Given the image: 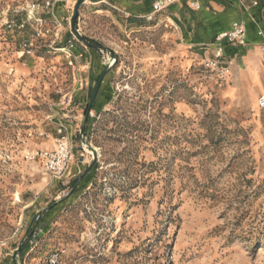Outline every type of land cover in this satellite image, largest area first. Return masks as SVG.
I'll use <instances>...</instances> for the list:
<instances>
[{
  "label": "rangeland",
  "instance_id": "rangeland-1",
  "mask_svg": "<svg viewBox=\"0 0 264 264\" xmlns=\"http://www.w3.org/2000/svg\"><path fill=\"white\" fill-rule=\"evenodd\" d=\"M76 1L57 23L45 0H0V264H264L257 99L225 93L231 70L218 80L166 7L84 0L74 18ZM54 116L73 154L58 179L31 157Z\"/></svg>",
  "mask_w": 264,
  "mask_h": 264
},
{
  "label": "crops",
  "instance_id": "crops-1",
  "mask_svg": "<svg viewBox=\"0 0 264 264\" xmlns=\"http://www.w3.org/2000/svg\"><path fill=\"white\" fill-rule=\"evenodd\" d=\"M153 1L123 0L121 8L126 15L144 19L149 14L157 13H153ZM193 1L198 3V8L190 6ZM89 2L93 5L106 3L112 8H117L119 4L116 0ZM162 11L169 14L165 17L172 19L190 45L200 48L204 46L208 51L213 47L214 37L228 30L233 21L241 20L244 23L245 44L224 45L225 58L232 62L231 85L225 93L245 95L249 104L256 107V99L258 101L264 95V0H175ZM53 118L55 126L68 124L61 117ZM55 139L52 137V140L42 142L40 146L48 150Z\"/></svg>",
  "mask_w": 264,
  "mask_h": 264
},
{
  "label": "built area",
  "instance_id": "built-area-1",
  "mask_svg": "<svg viewBox=\"0 0 264 264\" xmlns=\"http://www.w3.org/2000/svg\"><path fill=\"white\" fill-rule=\"evenodd\" d=\"M66 0H45V8L51 9L50 16L53 21L58 23L57 16L52 9L55 5ZM175 0H154L152 3L153 13L161 11ZM192 8H198L197 2H191ZM45 20L38 18L35 20V33L38 35L43 31ZM246 40V27L241 20H235L231 23L228 30L220 32L214 37L213 47L211 49L212 58L205 59V66L214 71L218 80H225L230 74L232 62L225 58L224 45L242 46ZM258 106L264 109V95L258 98ZM57 134L53 148L48 150H36L32 154V158H37L43 163L44 169L52 178H61L64 176L72 161L71 136L68 127L65 124H57Z\"/></svg>",
  "mask_w": 264,
  "mask_h": 264
},
{
  "label": "water",
  "instance_id": "water-1",
  "mask_svg": "<svg viewBox=\"0 0 264 264\" xmlns=\"http://www.w3.org/2000/svg\"><path fill=\"white\" fill-rule=\"evenodd\" d=\"M83 2H84V0H77L76 1L74 18L76 17V15L78 13V9H79V7H81V5L83 4ZM104 75H105V70L101 72V74L98 76V79L96 80V83L94 85L93 91L91 93V96H90V99H89V102H88L87 111H86V114H85V119L87 118L88 113H89V110H90V107L93 104V101H94V99L97 96V93H98V90L100 88V85H101V83L103 81V76ZM82 135H83V129H81V136Z\"/></svg>",
  "mask_w": 264,
  "mask_h": 264
}]
</instances>
